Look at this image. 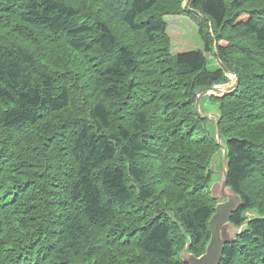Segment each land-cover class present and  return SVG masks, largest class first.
Here are the masks:
<instances>
[{
	"label": "trees",
	"instance_id": "16d2710c",
	"mask_svg": "<svg viewBox=\"0 0 264 264\" xmlns=\"http://www.w3.org/2000/svg\"><path fill=\"white\" fill-rule=\"evenodd\" d=\"M185 1L0 0V264L201 257L218 128L244 226L221 264H264V0ZM169 15L200 17L217 69L172 54Z\"/></svg>",
	"mask_w": 264,
	"mask_h": 264
},
{
	"label": "water",
	"instance_id": "95a60500",
	"mask_svg": "<svg viewBox=\"0 0 264 264\" xmlns=\"http://www.w3.org/2000/svg\"><path fill=\"white\" fill-rule=\"evenodd\" d=\"M236 77L235 75H232ZM237 78V77H236ZM237 80V79H236ZM234 84L229 87V89L224 90L225 87H213L210 90L201 91L198 94V99L196 102V108L201 117L212 119L216 123H218L219 116L217 113L215 114V118H211L210 114L202 115L201 108H200V97L201 96H217L222 97L224 95L229 94V91ZM219 94H218V93ZM217 140L218 144L222 147V166H223V180L221 184H214L211 186V194L214 200H221L222 202L216 206L215 214L210 220L209 226L211 230V238L208 243L206 252L201 257H196L192 254H189L185 249L182 253V259L186 264H221L225 247L228 244L233 243L236 240V236L239 232L244 228L238 229L230 222V218L233 214L237 213L242 205V199L234 193V191L228 186V177H229V159H228V152L227 148L222 144L221 132L220 129H217ZM216 158V157H215ZM212 165L214 164V160ZM211 165V168H212ZM214 167V166H213ZM213 170V169H212ZM214 172V171H213ZM221 187V189H220ZM219 191V195L217 192ZM232 230H235L232 233Z\"/></svg>",
	"mask_w": 264,
	"mask_h": 264
},
{
	"label": "rangeland",
	"instance_id": "374dc122",
	"mask_svg": "<svg viewBox=\"0 0 264 264\" xmlns=\"http://www.w3.org/2000/svg\"><path fill=\"white\" fill-rule=\"evenodd\" d=\"M187 0L184 2V6L187 5ZM199 16H189V15H169L167 16L168 22V30L167 35L171 41V51L173 55H177L183 52L189 51H203L209 62V68L211 70L217 69L220 66L218 58L213 55L212 53H208L205 50V43L200 36V27H199ZM215 51V50H214ZM230 79V83L227 85H223L225 88L224 90H228L233 84L236 83V77L232 75H227ZM220 87V86H216ZM218 93V92H217ZM219 94V93H218ZM219 96V95H217ZM204 102V101H203ZM204 106L203 111L206 112L207 110L210 111L209 114L211 118H215L216 110L219 107L217 104L207 100L203 103ZM222 156L223 152H220L215 160L214 164L212 165V169L214 171V176L212 179V186L218 182V184L222 183L223 180V166H222ZM214 166V167H213ZM221 189V187H220ZM217 195H219V191H216ZM218 204L221 203V200H217ZM217 204V205H218ZM247 215L251 216L254 215L253 213H248ZM235 230H232L234 233Z\"/></svg>",
	"mask_w": 264,
	"mask_h": 264
},
{
	"label": "bare ground",
	"instance_id": "6f19581e",
	"mask_svg": "<svg viewBox=\"0 0 264 264\" xmlns=\"http://www.w3.org/2000/svg\"><path fill=\"white\" fill-rule=\"evenodd\" d=\"M262 20V19H261ZM206 196V195H205Z\"/></svg>",
	"mask_w": 264,
	"mask_h": 264
}]
</instances>
